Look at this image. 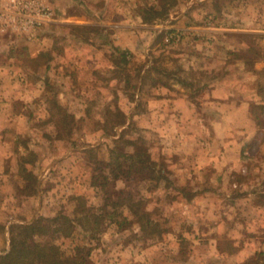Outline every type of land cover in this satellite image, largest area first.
<instances>
[{"label":"rangeland","instance_id":"obj_1","mask_svg":"<svg viewBox=\"0 0 264 264\" xmlns=\"http://www.w3.org/2000/svg\"><path fill=\"white\" fill-rule=\"evenodd\" d=\"M189 1L178 0L171 9L164 0L70 1L64 14L59 10L60 1L50 0L54 18L35 39L16 37L0 42V99L6 103L14 94L5 98L3 93L9 89H2V85H16L25 98L15 102L18 110L42 114L44 105H49L51 126L56 131L52 138L65 143L61 152L69 145L101 143L80 152L77 165L100 196L86 191L74 202L65 199L69 203L59 213L78 217L103 208L109 199V203H118L116 208H108L118 211L117 221L123 222V217L132 221L119 229L106 217L96 232L81 231L73 238L48 233L39 238L45 246H58L64 258L81 244L84 249L78 256L85 257V264H108L95 258L97 251L101 248L107 252L113 242L125 241L131 256H135L132 248L139 253L133 264H230L219 259L218 251L235 253L234 242L241 241L244 258L250 255L251 259L233 264H264V172L254 167L264 163V154L252 147L250 180L236 177V185H222L228 195L225 200L196 199L193 189H217L218 184L185 183L168 168V157L158 151V132L145 130L142 120L136 118L148 107L150 96L167 91L171 84H180L193 99L208 86L222 84L236 98L256 101L254 116L264 126V0H209L212 11L203 14L200 25L205 30L221 31L194 30L186 40V31L165 28L154 49L142 53L143 58L119 48L113 29L101 24V20L116 19L124 11H136L139 16L145 15L146 20L141 16L144 24L165 27L170 18L188 15L184 9ZM147 64L150 66L142 74ZM27 86L35 87V91ZM162 86L166 90L160 89ZM79 104L84 106L81 110ZM74 111L86 112L91 119H75ZM128 120V127L122 130ZM36 126L40 134L50 129L41 119L36 120ZM4 136L12 145L0 157V163L5 161L16 181L9 178L8 184L0 183V189L6 193L8 188H17L21 194L26 184L20 178L19 162L28 155V138L12 135L8 129ZM127 154L137 159L122 156ZM243 192L256 193L254 201L263 210L255 211L250 200L234 204L233 197ZM0 204L7 211L5 219L20 213L15 208L19 203L10 208L13 202L0 199ZM136 213L159 223V232H152L150 225L142 230ZM212 240L218 241L220 250L210 246ZM37 262L47 264L43 257Z\"/></svg>","mask_w":264,"mask_h":264},{"label":"crops","instance_id":"obj_2","mask_svg":"<svg viewBox=\"0 0 264 264\" xmlns=\"http://www.w3.org/2000/svg\"><path fill=\"white\" fill-rule=\"evenodd\" d=\"M59 1V10L66 14L68 4H71L70 1L83 0ZM208 3L209 0H190L184 9L188 15L170 18L169 24H166L165 27L148 26L143 23L142 17L136 11L129 13L122 10L123 13L118 18L101 20V24L113 29V36L116 38V44L120 46L119 48L143 58L142 53L154 49L157 37L160 38V35L165 32V28L166 30L186 31L185 33L188 34L186 40L190 38L193 33L191 31L194 30L209 33L216 30L221 31V28H207L205 30L200 25L203 14L212 11L209 10ZM52 6L54 7L55 4ZM120 9L119 6L118 14ZM62 19L70 20L69 18ZM85 23L93 24L94 22L86 21ZM149 66L147 64L144 67L142 74H145ZM12 87L16 90L14 91ZM12 87L1 86L2 89H9L8 93H3L5 98L12 92L15 95L12 94L10 98H7L6 103L0 99V157L12 145L4 136L7 129L12 132V135L26 136L28 144L25 151L27 153L33 151L38 155V161L30 168L39 177V192L28 196L23 193L20 194L17 188L11 191L8 188L6 193L0 189V199L13 202L10 208L19 203L15 208L18 210L16 212H20L18 215L11 216L10 219H5L7 211H5V206L0 204V255H5L10 251V231L13 224L31 223L40 216H56L60 214L61 209H66L65 204L76 201L78 196L83 195V192L86 193V191L89 194L100 196L99 190L91 184L85 172L81 171L77 165L80 163V159H78L81 158L80 152L100 146L101 143L97 142L95 145L85 146H81L79 143L76 146H68L67 144L68 147L65 150L69 149L61 152L60 148L65 143L52 138L56 131L50 122L53 119L50 106L45 104L42 114L20 111L15 102L25 98L18 91V89L21 90L19 87L16 85ZM164 87L162 86L160 89L166 90ZM168 87L171 88L162 91L163 93L158 92V96H150L148 107L143 112L136 114V118L142 120L141 125L145 130L151 128L158 132V139L161 142V146L158 145V151L168 157V161H166L168 168H172L179 178H184L185 183L194 185H199V183L205 185L218 184L217 189L211 186L202 191H198V188L193 189L194 198L211 200L217 197V199L225 200L228 195L223 193L222 185H236V177H246L250 180L248 175L252 169V156L249 155L252 147L253 149L258 148L260 154H264V126L259 124L253 112L254 106L258 103L248 97L236 98L222 84L208 86L209 88L202 90L195 99L191 98L180 84H171ZM27 88L29 87L27 86ZM33 88L35 87L29 89L35 91ZM59 102L63 104V101ZM70 104L73 103L70 102ZM1 107L7 109L3 111ZM83 107L79 104L80 110ZM74 114L76 115L74 118L78 120L91 119L86 112L77 113L74 111ZM37 119L42 120L45 128H50L49 131H44L46 134L37 132ZM129 123L130 120L122 127V130L127 128ZM105 137L107 136H102V138ZM170 157L175 160H169ZM256 164L254 167L263 169L262 172H264V163ZM12 173V171L9 172L5 161L0 163L1 184L3 182L8 184L10 179L14 178ZM14 180L16 181L15 178ZM17 185H20L18 181ZM241 185L242 183H240ZM65 194L66 196H64ZM255 198L256 193L243 192L241 196L233 197V201L250 200V207L261 212L263 207L254 201ZM65 199H68L69 202ZM21 204L24 206L22 207ZM65 242L74 244L72 240ZM210 246L218 250L221 249L220 244L215 240L211 241ZM234 246L236 247L235 253L224 254L222 250L218 251L219 259L226 260L230 264L244 263L247 258L251 259L250 255H245L244 258L245 252L241 241H235ZM2 249L4 251H1ZM132 250L134 257L137 258L139 253L136 252L135 248ZM110 251L113 253L110 254ZM107 255L109 257L106 259ZM134 257L129 254V248L125 241L113 242L109 251L106 252L100 248L95 254L97 260L104 259L108 264H133V260H137Z\"/></svg>","mask_w":264,"mask_h":264},{"label":"trees","instance_id":"obj_3","mask_svg":"<svg viewBox=\"0 0 264 264\" xmlns=\"http://www.w3.org/2000/svg\"><path fill=\"white\" fill-rule=\"evenodd\" d=\"M164 1H167L166 3H168L170 9L178 4V0ZM151 10L154 11L153 8ZM140 14L146 20L145 15ZM123 57L126 58L124 54ZM122 156L134 161L137 159L136 155L127 154ZM137 157L138 159L142 158V155L140 157L137 155ZM37 161L38 155L33 151H29L28 155L22 157L19 162L20 178L26 184L22 189V193L28 196L39 192V177L30 168ZM120 165L118 164V168L121 167ZM109 201V199H106L103 208L94 212L89 210L78 217L60 213L53 217L40 216L31 223L13 224L10 231V251L5 255H0V264H38L37 261L41 257L45 259L47 264H85V257L78 256L79 253H83V245L78 244L72 252L74 255L64 258L58 246H45L39 241V238L48 233H53L59 238H73L81 231L85 233L96 232L101 225V221L106 217L112 220L111 222L116 223L119 229L124 224L132 223L128 217H123V222L117 221L116 218L119 217L118 211L116 209L108 211V208L111 205L116 208L118 203H109ZM136 217H138L137 223L140 224L142 230H145L150 225L153 227L152 232H159V223L157 224L156 221L147 219L146 215H138V213H136ZM145 219L147 220L145 221ZM89 255L90 252L88 253Z\"/></svg>","mask_w":264,"mask_h":264},{"label":"built area","instance_id":"obj_4","mask_svg":"<svg viewBox=\"0 0 264 264\" xmlns=\"http://www.w3.org/2000/svg\"><path fill=\"white\" fill-rule=\"evenodd\" d=\"M53 18L50 0H0V42L16 37L33 40Z\"/></svg>","mask_w":264,"mask_h":264}]
</instances>
